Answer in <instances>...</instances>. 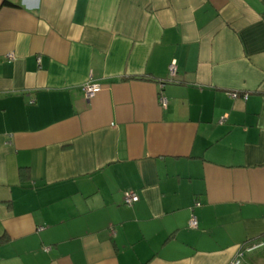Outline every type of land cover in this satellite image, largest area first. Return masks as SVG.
I'll use <instances>...</instances> for the list:
<instances>
[{
    "label": "crops",
    "instance_id": "crops-1",
    "mask_svg": "<svg viewBox=\"0 0 264 264\" xmlns=\"http://www.w3.org/2000/svg\"><path fill=\"white\" fill-rule=\"evenodd\" d=\"M259 239L264 0H0V264H230Z\"/></svg>",
    "mask_w": 264,
    "mask_h": 264
},
{
    "label": "built area",
    "instance_id": "built-area-1",
    "mask_svg": "<svg viewBox=\"0 0 264 264\" xmlns=\"http://www.w3.org/2000/svg\"><path fill=\"white\" fill-rule=\"evenodd\" d=\"M8 58H12L11 54L8 55ZM174 71H175V64L170 63L169 72L173 74ZM99 90H100V85L91 79L87 80L81 85V91L85 99L92 98ZM160 102L162 104H165V99L160 98ZM122 198L124 204L132 205L134 202L138 201L139 196L135 191L126 190L123 192ZM196 205L198 204L196 203ZM188 226L190 228L197 227V220L193 214H191L189 218ZM261 249H264V240L259 239V240L246 241L239 247L238 251L231 260L230 264H240L246 255L252 254Z\"/></svg>",
    "mask_w": 264,
    "mask_h": 264
}]
</instances>
